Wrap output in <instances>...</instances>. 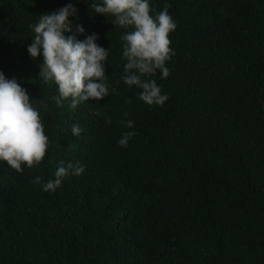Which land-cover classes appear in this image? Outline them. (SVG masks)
Here are the masks:
<instances>
[{"label": "trees", "instance_id": "16d2710c", "mask_svg": "<svg viewBox=\"0 0 264 264\" xmlns=\"http://www.w3.org/2000/svg\"><path fill=\"white\" fill-rule=\"evenodd\" d=\"M30 2L0 0V71L33 99L49 148L23 172L0 162V264H264V0H150L177 23L170 75L150 77L163 106L121 80L124 29L92 13L98 0ZM69 2L65 35L82 25L78 39L96 33L110 51L109 95L75 109L57 107L27 53L30 25ZM61 162L85 171L54 192L33 182Z\"/></svg>", "mask_w": 264, "mask_h": 264}, {"label": "clouds", "instance_id": "9594fccd", "mask_svg": "<svg viewBox=\"0 0 264 264\" xmlns=\"http://www.w3.org/2000/svg\"><path fill=\"white\" fill-rule=\"evenodd\" d=\"M91 10L107 18L113 17L110 20L113 26L124 29L120 37L121 58L125 61L123 83L140 89L138 99L146 105L163 106L169 97L150 77L157 72L161 79L169 77L170 69L166 65L175 55L169 34L176 30L177 23L167 7L153 12L150 0H98L91 4ZM76 15L77 8L71 2L39 15L38 21L30 25L33 35L27 47L31 58H42L39 79L56 85L58 94L52 99L57 107L70 101L72 109L82 102L100 101L110 91L105 75L110 51L97 44L98 34L92 33L80 40L77 37L84 35L85 29L77 25L74 34L65 35L73 31L69 18ZM32 101L15 77L6 78L0 71V162L16 172L24 171L22 165L27 168L39 165L49 148V137L45 134L40 112ZM105 122L110 124L111 120ZM121 123L129 129L134 128L132 120ZM81 131L79 124L71 126L73 136H79ZM135 135V131L125 132L117 141L118 145L127 147ZM84 171V166L79 163L69 162L64 166L61 162L54 179L44 182L37 176L33 182L41 185L45 192H54L69 172L79 176Z\"/></svg>", "mask_w": 264, "mask_h": 264}]
</instances>
